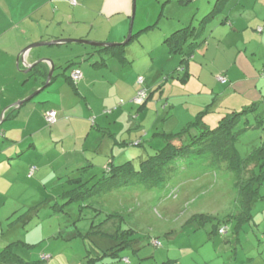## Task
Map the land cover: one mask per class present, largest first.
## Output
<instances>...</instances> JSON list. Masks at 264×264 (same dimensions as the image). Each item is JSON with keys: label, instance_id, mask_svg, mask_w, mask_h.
I'll return each instance as SVG.
<instances>
[{"label": "rangeland", "instance_id": "374dc122", "mask_svg": "<svg viewBox=\"0 0 264 264\" xmlns=\"http://www.w3.org/2000/svg\"><path fill=\"white\" fill-rule=\"evenodd\" d=\"M165 1L137 0L133 35L148 25L155 27L141 31L140 36L133 37L127 44L126 56L133 59V65L131 63L119 72L126 85L122 87L120 83L115 86L111 89L113 94L107 98L109 109L119 106L123 99L125 104L117 110L133 107L134 114L139 116V104L129 101L125 94L131 88H138L136 80L139 75L150 79L148 91L152 97L140 117L145 126L144 136L148 135L145 139L147 145L155 132L182 129L190 117L195 118L200 111L207 109V105L211 106L206 116L213 119V125L217 124L226 114V106L234 104L230 95L234 89L228 88L229 79H217L223 74L221 70L230 69L234 78H253L260 75L264 66L262 43L258 40L248 43L250 49L246 55L243 51L238 52L244 46L243 41L236 42L235 46L233 39L223 33L218 39L210 36L212 47L206 59L196 52L198 58H190V67L183 69L180 55L170 51L166 38L193 22L202 33L201 47L209 34L221 28L219 23L223 18L220 15L211 19L215 0L209 3L202 0ZM162 8L164 12L160 17ZM115 20L117 18L112 22ZM99 25L98 28L105 31L107 22L100 19ZM128 31L122 41L116 43L124 42ZM97 58L95 55L91 61ZM80 62V66L86 64ZM71 72L69 68L68 74ZM186 72L189 74L187 79ZM103 89L105 92L109 90L106 86H98L97 92L100 94ZM245 95L259 99L256 92L247 90ZM179 120L180 125L177 126ZM249 120L255 123L253 116H249ZM262 142L264 125L244 133L237 142V148L244 157ZM88 153L90 157L87 160L99 163V167H90L86 172L81 167L68 169L63 179L58 177L59 171L73 160L53 149L41 148L36 153L48 167L38 166L36 173L43 177L36 176L34 181L26 180L24 173L23 162L29 153L19 159L0 162V251L15 242L14 252L26 261L39 260L45 254L46 264H92L94 260L89 261V258L102 255L106 251L103 249L114 245L107 235L100 232H115L117 226L120 230L132 228L135 231L133 245L120 252V257H128L130 262L123 263L110 253L95 260L97 263L94 264L106 261L115 264H264V182L260 186L262 197L253 201L251 216L240 220V225L239 219L226 220L231 215L239 216L235 175L218 167L191 178L188 177L192 169L187 176L186 172H179L167 186L148 188L144 184H130L63 205L67 200L63 194L76 187L69 179L85 173L81 176L89 181L86 187H91L103 176L107 161ZM138 154L131 148L118 156L116 162L138 161ZM200 169L194 168V171ZM92 176L93 180H89ZM79 189L81 185L76 187ZM200 214L208 218L200 216L199 223L192 216ZM101 222L104 223L92 227ZM224 224L228 228L227 233L219 235L217 226ZM153 239L160 241L161 245L154 246Z\"/></svg>", "mask_w": 264, "mask_h": 264}, {"label": "crops", "instance_id": "0c3cea01", "mask_svg": "<svg viewBox=\"0 0 264 264\" xmlns=\"http://www.w3.org/2000/svg\"><path fill=\"white\" fill-rule=\"evenodd\" d=\"M179 1L185 2V0ZM202 1L209 3L214 0ZM133 3L134 0H76V4H72L70 0H0V132L2 133L0 162L6 159H19L29 153V157L23 162L24 173L26 180L34 181L36 176L43 177L36 173L39 171L38 166L48 167L47 164L44 166V162L42 163V157L36 156L41 148L53 149L60 154L69 155L70 160L72 158L73 163L66 164L59 171L60 179L67 176L68 169L84 167L89 161L88 152L94 156H101L106 161L111 156L109 154L113 153L114 157L111 159L116 164H120L116 162L118 155L131 148L136 153L147 152L144 147L132 144L124 146L121 142H137L147 138L148 135L144 136L145 126L142 125L140 117L149 99L145 105L139 104V116L134 114L133 107L117 110L125 104L123 99L118 103L119 106L116 105L112 109L107 107V98L113 94L111 89L119 86L120 83L122 87L126 85L119 72L133 65V59L126 56L128 43L126 45L123 42L116 43L122 41L130 27ZM216 4L217 0L212 9ZM141 6L145 8L143 4ZM227 9L228 13H226ZM163 12L164 8L160 17ZM220 15L223 18L219 23L221 28L209 34L204 45L196 50L204 59L212 47L209 41L212 35L218 39L223 33L227 34L228 38L233 39L235 46L236 42L243 41L244 46L238 49V52L243 51L246 55L250 49L248 43L253 40H258L264 47V0H230L223 3L222 11L213 15L211 19ZM115 18L117 20L112 22ZM100 19L107 22L105 31L98 28ZM191 24L193 22L185 26ZM151 26V28L155 27ZM145 28L141 31L145 32ZM141 31L135 34L139 35ZM63 38L84 39L112 45L98 48L71 42L37 46L29 50L24 60L21 59L20 54L31 44ZM116 44L125 45L121 56L114 55L110 50ZM195 53L193 59L198 58L199 54L195 55ZM95 55H98L99 59L91 61ZM39 59L52 61L45 60L37 67H30ZM80 61L86 64L80 66ZM52 67H54L53 76L49 85L45 86ZM187 67H190V63ZM65 68L67 70L61 74ZM69 68L72 70L70 74H68ZM78 69L81 70L82 75L75 80L72 74ZM221 71L223 74L218 75L217 79L224 76L225 79L219 81L229 79L228 88L234 89V92L230 93L234 104L227 105L225 111L254 101L264 103V66L260 75L253 78H234L230 69ZM138 78L136 80L138 88H131L125 94L132 102L141 87ZM144 84H147L144 86L149 89L150 79L146 77ZM98 86H106L109 90L105 92L103 89L99 94ZM247 90L258 93L259 99L245 95ZM36 91L37 94L32 99L15 107L17 102L32 96ZM150 97L152 93H149ZM47 110L58 112L56 123L52 125L47 123L44 116ZM190 118L188 122L193 120L194 116ZM205 120L209 124L213 122L208 116ZM18 122L20 123L17 124ZM179 125L180 120L177 126ZM173 131L177 129L157 132ZM149 141L156 147L164 142L160 136L155 135ZM98 164L96 163L95 167H98ZM32 168H35L33 176L30 174Z\"/></svg>", "mask_w": 264, "mask_h": 264}, {"label": "trees", "instance_id": "16d2710c", "mask_svg": "<svg viewBox=\"0 0 264 264\" xmlns=\"http://www.w3.org/2000/svg\"><path fill=\"white\" fill-rule=\"evenodd\" d=\"M228 1L230 0H217V4L210 15L213 16L220 13L223 3H227ZM151 27L152 26L149 25L145 30ZM200 31L201 30H198L197 27L191 24L172 32L166 39V44L170 48V51L180 55L183 69L188 66L190 58L194 56V53L201 45L199 40L202 33ZM136 36H138V34L132 35V38ZM124 46V44H116L110 48V50L114 52V55L121 56ZM188 75V72H186L185 79L188 78ZM149 93L150 91L147 89V99L143 105L148 101ZM140 105L142 106V104ZM210 106L211 105H207L206 110L200 111L197 116L186 123L182 129L170 133L155 132L154 135L160 136L164 141L159 147L154 146L150 141V144L147 145L145 139L138 140L137 142H121L124 146L132 144L144 147L147 152L139 153L137 155L139 159L137 162L133 159H127L120 164H116L114 160L111 159L114 157L113 153L109 154L111 156L108 158L109 160L104 168L103 176L91 187H86L89 181L84 180L81 176L85 173L78 174L81 176L80 180H77L80 176L78 178L69 179L68 181L74 183V186L77 187L81 185V189L76 190L75 187L66 191L63 197L67 200L63 205L84 200L93 193L109 191L113 188L130 184H144L148 188L167 186L179 172H186L187 176V172L192 169L193 171L189 173L188 177L191 178L194 176L198 177L202 173L208 172V170L212 171L218 167L230 170L235 175L234 185L238 194L237 204L239 207V216H237V214L235 216L231 215L226 220L234 218L237 220L239 219L238 225H240V220H246L251 216L253 201L258 197H262L260 194V186L264 182V142L254 147L244 157H242L237 148V142L247 131L263 127L264 103L254 101L240 108H231L226 111V114L223 115L215 125H213V123L209 124L205 120L206 115L209 113ZM249 116L254 117L255 123L250 122ZM95 166V161H88L87 165L82 167L81 170L86 172L90 167ZM194 168L201 169L194 171ZM32 169L33 172L31 176H33L35 172V168ZM94 176L96 177V175ZM94 176L89 178V180H93ZM112 216L113 215H110L109 217ZM200 216H202V219L208 218L202 214L193 215L192 217L200 223ZM106 220L110 219L107 218ZM219 222H221V220H219ZM102 223L104 222L97 225L93 224L92 227L100 226ZM221 229H224V232H220ZM227 230L228 228L225 224L218 225L216 232L219 235H224L227 233ZM102 233L107 235V238L113 241L114 245L103 249L106 251H104L102 255L96 258L93 257L92 259L89 258L88 260H94L92 263L94 264L97 263L95 260L104 257L103 255L109 256L111 253L113 256H118V260H123V263H129L130 259L128 257H120V252L133 245L134 240H136V238H133L135 231L132 228L120 230V227L117 229L116 226L115 232H100V234ZM152 243L154 246L161 245V242L156 239H153ZM13 244L16 243L7 244L5 248L0 251V264H46V260L48 259L45 258V254H43V257L39 260L26 261L14 252ZM134 250L137 251L136 248ZM85 264L88 263L85 262ZM104 264H115V262L106 261Z\"/></svg>", "mask_w": 264, "mask_h": 264}, {"label": "water", "instance_id": "95a60500", "mask_svg": "<svg viewBox=\"0 0 264 264\" xmlns=\"http://www.w3.org/2000/svg\"><path fill=\"white\" fill-rule=\"evenodd\" d=\"M135 10H136V0H134V3H133V12H132V16H131V23H130L128 35H127L125 41L123 42L125 45L127 43H129L130 40L132 39V35H133V24H134V17H135ZM71 42L72 43L75 42V43L88 44V45H91V46H96L98 48L112 45L110 43L94 42V41H89V40H84V39L63 38V39H56V40H51V41H43V42L31 44L30 46H28L26 49H24L22 51V53L20 54V56H21V59L24 60L25 59V56L27 55V53H29V50L32 49L33 47L45 46V45L46 46L47 45H60V44H63V43H71ZM45 60L52 61L51 59H39L34 64H32V66H30V67H33V66L36 67L37 65H39L40 63H42ZM66 70H67V68L63 69L62 72H61V74H64ZM53 73H54V67H52L51 70L49 71L48 78H47V81L45 83V86L49 85V83L51 81V78L53 76ZM41 89H43V88H41ZM36 94H37V91L32 96H29L28 98L23 99V100L17 102L15 104V107L20 106L22 103H24L25 101H27L29 99H32Z\"/></svg>", "mask_w": 264, "mask_h": 264}, {"label": "built area", "instance_id": "2783aa9c", "mask_svg": "<svg viewBox=\"0 0 264 264\" xmlns=\"http://www.w3.org/2000/svg\"><path fill=\"white\" fill-rule=\"evenodd\" d=\"M72 4H76V0H70ZM82 75L81 70H75L72 74L73 79L77 80ZM225 77L220 76L219 80H224ZM138 83L141 84V87L138 89V91L135 94V97L133 99L134 102L138 104H143L147 99V88L144 86V78L141 76L138 78ZM45 119L48 124H54L58 120V115L55 110H49L46 112ZM33 169L31 170L30 174H32ZM220 232H224V229H221Z\"/></svg>", "mask_w": 264, "mask_h": 264}]
</instances>
